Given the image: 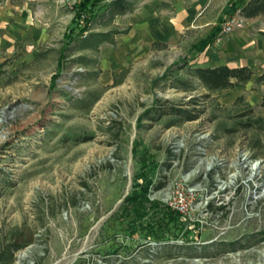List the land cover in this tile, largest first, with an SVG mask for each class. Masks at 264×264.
I'll use <instances>...</instances> for the list:
<instances>
[{
	"label": "rangeland",
	"instance_id": "rangeland-1",
	"mask_svg": "<svg viewBox=\"0 0 264 264\" xmlns=\"http://www.w3.org/2000/svg\"><path fill=\"white\" fill-rule=\"evenodd\" d=\"M76 1L0 0V247L22 244L12 264H264V107L192 73L225 58L222 25L238 5L122 64L112 19L100 22L112 0L83 34ZM169 105L196 117L160 115ZM242 151L262 159V174L241 169ZM145 182L138 220L125 200Z\"/></svg>",
	"mask_w": 264,
	"mask_h": 264
},
{
	"label": "crops",
	"instance_id": "crops-1",
	"mask_svg": "<svg viewBox=\"0 0 264 264\" xmlns=\"http://www.w3.org/2000/svg\"><path fill=\"white\" fill-rule=\"evenodd\" d=\"M140 1V6H134L132 12L116 14L111 17L116 30H126V32L115 34L118 50L113 51L117 52L116 55H113L115 56L113 59L116 62L127 63L125 54L129 52L139 54L151 44L173 45L179 43L186 33L210 30L218 19L217 9L220 6L224 9L229 8L233 0ZM240 7V5L237 6V11H240ZM104 11L108 18L107 10ZM103 18H105L104 15L101 16L100 22L103 21ZM95 19H97V15ZM124 25L126 27H122ZM224 54V59L213 55L211 60L197 66L250 67L253 71L251 79L241 87L238 86L239 82H235L233 88L248 90L255 102L259 103L264 94V78L259 80L262 76L264 77V13L252 18H245L243 28L227 35Z\"/></svg>",
	"mask_w": 264,
	"mask_h": 264
},
{
	"label": "trees",
	"instance_id": "trees-1",
	"mask_svg": "<svg viewBox=\"0 0 264 264\" xmlns=\"http://www.w3.org/2000/svg\"><path fill=\"white\" fill-rule=\"evenodd\" d=\"M101 0H77L75 3V12L72 19V24H74V28H79V33L83 34L84 32L89 31L92 28V23L96 18V12L94 8L99 4ZM235 4L240 5V13L244 18H252L259 14L264 13V0H234L232 6ZM134 6L130 0H112L106 5V12L108 13V17H113L116 14H125L128 12H132L134 10ZM105 17L106 14L104 15ZM217 29L212 31L209 37L204 40H201L198 44L193 45V48L201 50L205 47L215 35ZM126 32L114 30L112 33H120ZM111 33H88L87 36L89 38H96V42H103L110 38ZM112 41V39H108ZM193 75L198 79L199 84L204 87L206 90L215 91V90H223V89H230L234 86L235 82L239 83H246L248 82L252 75L253 71L248 66H239V67H230L228 65H219V66H197L192 70ZM263 76L259 80H263ZM258 106L264 107V94ZM253 112L252 109L249 113ZM161 114H173L180 117H183L186 120H191L196 117L195 113H190L185 109L180 107H176L174 105H169L165 110L161 109ZM245 113L244 115H247ZM249 126V124H246ZM146 175V174H143ZM148 178V177H146ZM148 180V179H146ZM149 182V181H148ZM148 182L140 186V192L138 190H134L131 195L126 198V202L132 206V210L135 212L137 219H143L148 212L146 206V191L149 187ZM161 184H158L157 188H160ZM153 209L155 207L158 210V206L152 205ZM164 213L166 209L160 208ZM30 240H27L25 243L27 244ZM22 247V244L19 242H9L7 244H3L0 247V264H12L13 261V254L15 250H18Z\"/></svg>",
	"mask_w": 264,
	"mask_h": 264
},
{
	"label": "built area",
	"instance_id": "built-area-1",
	"mask_svg": "<svg viewBox=\"0 0 264 264\" xmlns=\"http://www.w3.org/2000/svg\"><path fill=\"white\" fill-rule=\"evenodd\" d=\"M238 13L235 15L230 16L228 19H226L223 22L222 25V35H228L230 33H233L241 28H243L245 24V18L241 15L240 11H237ZM221 36L218 37V41H220ZM240 163H241V169H243L245 172L250 174H262V159L258 158H250L248 156V153L246 151H242L240 153ZM207 158L203 161L200 159L196 163V166L202 165L204 162L206 163ZM210 160V163H214V166L216 164H220V162L223 161V159H220L219 157H209L208 161ZM214 166H211L210 169H212ZM218 167V166H216ZM193 171V170H192ZM185 197L180 192L176 197L175 202V209H177L179 212H184V206H185Z\"/></svg>",
	"mask_w": 264,
	"mask_h": 264
},
{
	"label": "bare ground",
	"instance_id": "bare-ground-1",
	"mask_svg": "<svg viewBox=\"0 0 264 264\" xmlns=\"http://www.w3.org/2000/svg\"><path fill=\"white\" fill-rule=\"evenodd\" d=\"M23 257V255L20 256V258Z\"/></svg>",
	"mask_w": 264,
	"mask_h": 264
}]
</instances>
